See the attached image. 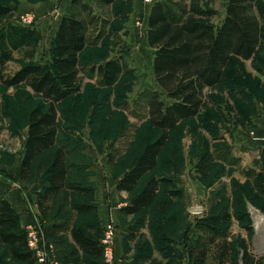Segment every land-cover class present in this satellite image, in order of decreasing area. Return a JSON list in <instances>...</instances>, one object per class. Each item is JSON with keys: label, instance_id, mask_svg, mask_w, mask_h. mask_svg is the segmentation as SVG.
<instances>
[{"label": "rangeland", "instance_id": "1", "mask_svg": "<svg viewBox=\"0 0 264 264\" xmlns=\"http://www.w3.org/2000/svg\"><path fill=\"white\" fill-rule=\"evenodd\" d=\"M226 1L188 0L187 3L214 9L215 14L205 19L219 24L225 15ZM48 3L49 0H0V5L11 8L9 14L0 16V26L14 22L40 27L43 39L37 59L44 63L50 60L56 35L53 21L62 12L59 11L61 0L55 7L57 12H44ZM97 7L90 13L75 8L86 20L89 40L80 61L82 90L61 104L59 125L62 127L68 118L74 117L72 112L77 109L81 116V132L90 131L91 142L105 155L108 153L109 169L117 179L122 171L131 167L144 146L162 134L161 129L149 122L146 107L149 91L158 86L144 23L146 7L143 5L138 13L134 12L132 0L129 4L117 0L113 6L97 4ZM255 10L263 21L264 31V0L257 1ZM27 16L31 21L26 19ZM139 21L140 25L137 24ZM119 54L127 59L130 70L121 74L114 85H101L99 78L89 70L90 65ZM21 64V56L17 53L10 61L7 73ZM10 91L0 84V143L3 152L6 150L0 164V185L17 181L11 173L14 153L8 149L7 141L12 140L19 148L20 135L28 122V110L36 105L48 106L45 99L25 84ZM260 129L264 130V37L253 58L232 60L223 81L206 91L199 115L184 119L169 130L158 165L141 179L132 195L153 175L165 177L167 181L161 184L155 201L148 208L115 220L119 250L116 260L121 264H191L188 251L202 232L199 224L207 217L226 211L248 212V217L244 220L234 217L223 225H228L231 231L238 225L250 229L253 223L250 209L264 213V195L246 174L259 157L252 137L258 136ZM4 130H8L9 137L5 136L8 132ZM73 141L81 144L78 140ZM206 153L211 154L212 160L207 162L209 167L203 175L197 165ZM47 161L45 157L37 160L31 180L44 177ZM0 196H3L1 191ZM88 196L65 191L55 199L50 213L36 221L53 244L51 257L56 258L58 264H104L103 255L93 258L85 255L68 228V225L79 226L87 234L102 236L103 224L112 208L95 205L90 212H77L73 205L93 204ZM195 211L199 213L194 214ZM57 224L65 226L63 229L54 227ZM133 224H138L139 230L131 237L127 227ZM238 242L241 243L239 237ZM232 243L234 263L248 264L246 247L238 248L235 242ZM0 264H38V261L36 258L34 263L20 261L13 257L9 246L0 244ZM203 264L212 263L209 260Z\"/></svg>", "mask_w": 264, "mask_h": 264}, {"label": "trees", "instance_id": "2", "mask_svg": "<svg viewBox=\"0 0 264 264\" xmlns=\"http://www.w3.org/2000/svg\"><path fill=\"white\" fill-rule=\"evenodd\" d=\"M115 0H97L100 6L111 5ZM258 0H228L225 15L217 24L207 21L215 14L214 9L190 6L187 0H157L151 7L148 19L147 38L153 54V75L158 89L150 90L147 96V116L152 126L162 134L148 142L133 165L118 183L119 190L132 191L141 179L159 163L161 150L169 138V130L182 120L195 117L201 112L206 99V89L220 84L229 64L235 58L249 60L257 53L263 41V21L255 10ZM93 12L90 1L73 0L70 12L64 14L56 29L50 60L41 63L36 59L43 34L34 25L8 22L0 26V82L6 87L25 84L48 101L47 108L31 107L27 113L28 137L21 161L19 176L28 179L32 175V163L41 152L57 141L59 111L57 104L70 95L80 92V54L88 45L87 23L75 10ZM11 8L0 5V16L7 15ZM83 13V12H82ZM22 64L13 73H7L9 62L16 54ZM124 55L90 65L103 86L114 85L121 74L130 70ZM243 88V87H242ZM254 167L246 174L255 188L264 195V146ZM211 154H204L197 168L206 174ZM259 168V171L257 170ZM67 165L64 147L57 148L43 178V189L38 195V205L47 216L51 201L66 185ZM165 177H149L130 202L121 207V214H135L151 205L156 199ZM94 205L77 203L78 212H90ZM244 220L248 212L207 217L199 224L202 231L189 248L191 264H203L208 256V246L214 245L216 264H227L233 247L228 241L230 229L226 224L233 218ZM64 224L54 227L64 228ZM69 228V227H68ZM70 229L74 242L87 256L103 255L101 237L87 234L81 227ZM130 236L138 232V224L128 227ZM53 233V232H52ZM0 244L9 246L16 259L34 263L35 255L27 245L25 229L20 226L19 215L11 202L0 196ZM249 264H262L250 261Z\"/></svg>", "mask_w": 264, "mask_h": 264}, {"label": "crops", "instance_id": "3", "mask_svg": "<svg viewBox=\"0 0 264 264\" xmlns=\"http://www.w3.org/2000/svg\"><path fill=\"white\" fill-rule=\"evenodd\" d=\"M57 1L58 0H49L48 5H46L44 8V12H46L47 10L49 11L53 10L54 12H57V9L55 8L57 5ZM72 1L73 0H61V3L59 5V11H62V12L58 16V18H56L55 21H53L55 33H56L57 27L60 24L62 16L70 12ZM87 1L91 2L94 9L98 8L97 0H87ZM116 1L117 0H115L111 5H108V6H113ZM129 1L130 0H124V3L129 4ZM227 1H226V4H227ZM132 2L136 8L134 12L138 13L139 12L138 10H140L139 7L143 6L142 0H132ZM226 4H225V7H226ZM151 7L152 6L148 8L146 7V13L144 16V23L146 25L147 32H148V19H149ZM36 27L41 31L38 25H36ZM132 31L133 33L136 32L135 29H133ZM84 51L85 49L81 52V54ZM81 54H80V61H81ZM120 56L121 54L109 57V59H113V58L120 57ZM37 57H38V53L36 55V59ZM125 61L128 63L127 59ZM40 62L44 63L43 61H40ZM102 62L104 61H98L97 63H102ZM128 66H130L129 63H128ZM152 66H153V59H152ZM14 71H12L11 73H13ZM94 75L98 77L96 73H94ZM80 77H81V72H80ZM0 84L3 85L1 82ZM13 87L15 86L7 87V88L10 91L11 88ZM213 87H210V88H213ZM28 88L33 93H35L30 87ZM208 89L209 88H207L206 91ZM81 90H82V87H81ZM80 92L70 95L66 100H68L69 98L75 95H78ZM66 100L57 104V109L59 111V122L61 120V116H60L61 107L60 106ZM72 115L74 117L68 118L67 121H65L66 123H64L65 125H62V127L59 125L56 143L52 147L41 152L34 158L33 163H32V175L35 174V168H36L35 164L37 160L43 159L45 157L46 160L48 161L46 162V165L44 166H46L47 168L50 165L57 148L63 146L65 150L66 165H67L66 185L57 194V196L51 201V209H52L53 202L55 201V199L61 193L65 191L67 192L69 191V193H74V194H79V195L86 193L89 195L88 200L89 201L92 200L94 206L96 205L101 208H105V207L107 208L109 206V208H112V213L108 217L112 218L114 221L116 219L118 220L120 216L122 217L125 215L119 212L120 208L127 205L130 202V199L135 194H137L141 188L137 190L134 195H132L133 194L132 192L133 190H135V188H137V186L132 191L118 189V183L120 179L128 171L129 168L122 171V173L116 179L115 174L113 173L112 170L109 169V166L107 163L108 153L107 155H105V153H102L98 149V147H96L93 144V142H91L90 131L86 130V133L81 132L80 130L82 126L80 122L81 116L78 114L77 109L72 112ZM4 131L8 132V130H4ZM258 134H259L258 135L259 137L257 135L253 136L252 141L257 144L255 150L258 151V153H260L259 152L260 146H264V142L260 143L262 142V140H264V130L260 129ZM5 136L9 137V132L5 134ZM27 137H28V122H27L26 128H24V130L22 131V134L20 135L19 139H21V144L19 148L17 146V143H13L12 140L7 141V143L10 144L9 146H7L8 149L12 151V153H14V160L10 168H11V173L13 172L12 174L17 179V181L14 182L13 184L1 183L0 185V189H1L0 191L2 192L3 196L6 199H8L13 205V207L16 209L19 215L20 226L23 229H25L28 224L36 222L38 219H43L44 217H46L42 213L38 205V195L43 189V178L45 177V175L43 178L35 179V180L33 179L31 180L32 175L28 179H23L19 176V169H20L21 161L25 153V144H26ZM81 138L84 141H82ZM73 140H78L81 142V144L73 143L74 142ZM84 142H86V144ZM4 153H6V150L3 152V146H2L1 161L3 159ZM257 170L259 171V168H257ZM73 207H75V205H73ZM144 210H141L138 213H141ZM250 212H251V216L253 219V223L250 224L251 228L246 229V228L241 227L240 225H238V227L233 226L232 231L229 230L230 234L228 237V241L232 247L234 246L232 242H235V245H237L238 248L246 247L248 251L247 256H249L250 261H260L262 262V264H264V213H261L259 210H257L256 212H253L252 209H250ZM138 213L128 214L126 216L136 215ZM68 227L71 228L73 227V225L72 226L68 225ZM127 230H128V227H127ZM238 237L241 239V243L238 242ZM217 252L218 250H216L214 245L210 244L208 246V254H207L208 256L206 257V261L210 260V263L216 264V253ZM118 253H119V250H118V230H117V236H116V255L117 257H118ZM233 256L234 254H233V249H232V253L230 251V258L227 261V264H235ZM188 257H189V252H188ZM55 260L57 259L55 258Z\"/></svg>", "mask_w": 264, "mask_h": 264}, {"label": "built area", "instance_id": "4", "mask_svg": "<svg viewBox=\"0 0 264 264\" xmlns=\"http://www.w3.org/2000/svg\"><path fill=\"white\" fill-rule=\"evenodd\" d=\"M142 1L145 7H150L157 0ZM26 19L31 21L30 16H27ZM137 24L140 25V21ZM1 151L2 145L0 143V164L2 158ZM198 213V211L194 212V214ZM41 227L42 226L38 222H33L26 226L25 231L27 235L28 248L35 255L38 264H49L50 262L58 264L57 260L51 257V253L53 252V244L47 240L46 233ZM116 236L117 224L112 218L106 219L105 223L103 224L102 236L100 239V243L103 248L104 264H121L120 261L116 260Z\"/></svg>", "mask_w": 264, "mask_h": 264}]
</instances>
